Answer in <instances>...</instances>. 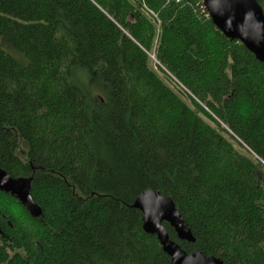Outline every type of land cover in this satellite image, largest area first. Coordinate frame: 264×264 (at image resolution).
Returning a JSON list of instances; mask_svg holds the SVG:
<instances>
[{"label": "trees", "instance_id": "obj_1", "mask_svg": "<svg viewBox=\"0 0 264 264\" xmlns=\"http://www.w3.org/2000/svg\"><path fill=\"white\" fill-rule=\"evenodd\" d=\"M201 3L0 0V167L42 209L0 190V264H172L150 190L187 252L264 264V64Z\"/></svg>", "mask_w": 264, "mask_h": 264}, {"label": "water", "instance_id": "obj_2", "mask_svg": "<svg viewBox=\"0 0 264 264\" xmlns=\"http://www.w3.org/2000/svg\"><path fill=\"white\" fill-rule=\"evenodd\" d=\"M215 26L229 39L240 41L264 64V9L257 0H202ZM0 190L15 197L33 217L42 214L31 194L30 177H13L0 167ZM136 206L143 213V228L156 234L172 264H223L220 257L202 252H187L170 236L164 222L172 227L181 241L194 242V236L170 198L156 190L143 192ZM235 264H250L236 262Z\"/></svg>", "mask_w": 264, "mask_h": 264}, {"label": "built area", "instance_id": "obj_3", "mask_svg": "<svg viewBox=\"0 0 264 264\" xmlns=\"http://www.w3.org/2000/svg\"><path fill=\"white\" fill-rule=\"evenodd\" d=\"M168 1H171V0H168ZM175 1H176V2H180V1H183V0H175ZM201 2H202V0H201ZM144 7H145V9H146L147 11H149L153 16L158 17L157 13H155L153 10H150V9L147 7V5H145ZM200 8H201L204 12L207 13L206 8H205L203 2L201 3ZM207 15H208V13H207ZM151 57H152V59H153L156 63H158V61H157V59L155 58L154 55H152ZM166 73L169 75V77H170L173 81H175V82L177 83V85H178L179 87H181L182 89L186 90L185 87H184V86H183V85H182V84H181V83L175 78V76H173L172 74H170L169 72H167V70H166Z\"/></svg>", "mask_w": 264, "mask_h": 264}]
</instances>
